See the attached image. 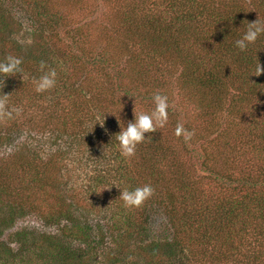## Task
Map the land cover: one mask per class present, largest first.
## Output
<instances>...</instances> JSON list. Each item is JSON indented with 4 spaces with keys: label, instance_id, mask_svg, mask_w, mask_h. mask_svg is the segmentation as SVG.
Returning a JSON list of instances; mask_svg holds the SVG:
<instances>
[{
    "label": "trees",
    "instance_id": "1",
    "mask_svg": "<svg viewBox=\"0 0 264 264\" xmlns=\"http://www.w3.org/2000/svg\"><path fill=\"white\" fill-rule=\"evenodd\" d=\"M116 1L115 17L121 21H117L111 33L113 43L120 44L115 53L121 59L123 52L125 59L127 76L123 72L120 82L125 88L127 106L116 95V90L120 91L119 84L109 80L101 83L95 79L102 69L111 71V66L118 69L117 61L112 59V64L97 65L93 71L89 67L91 64L83 65L86 61L79 56H70L66 60L70 62V68L79 71V75L67 74L65 82L56 79L55 87L49 90L55 96L47 101L49 112H45L40 102H35L42 94L35 91L33 79L43 74L41 62L47 67L53 62L44 55L45 50L34 53L28 44L20 45L11 37L27 28L32 31L33 41L42 40L43 34L45 39L57 36L58 30L68 27L67 22L72 19L71 11L66 10V16L62 12L82 0H63L56 11L38 0H0V61L9 55L17 56L22 60L23 69L22 74L15 76L0 74V99L6 97L8 109L16 110L10 118H0L1 157L4 158L6 148L11 150L8 153L10 158L5 159L6 164L0 169V201H9L4 205L12 214L11 219L4 218L3 224L12 226L15 217L35 213L47 227L57 232L44 233L34 228L16 232V242L0 239V264H33V261L35 264H208L210 258L229 264L230 259L246 253L251 255L253 264H260L264 258V161L246 162L242 168L246 167L248 171L233 176L239 164L222 160L225 163L218 166L222 162L215 155L226 145L235 148L234 136L242 139L239 145L249 144L250 138L259 137L258 152L264 158V72L258 76L256 73L258 61L264 68V35L244 52L235 47V41L241 38L248 22H252L241 14L244 4L241 6L235 0H218V4H224L213 8L211 21L206 19L209 6L186 8L188 2L198 0H170L167 5L176 8L167 11L170 18L166 10L160 9L162 4L159 2L154 3L149 13L137 18L136 1H125L127 4ZM200 1L205 4L207 0ZM256 1L250 0V4ZM262 3L264 0H260L257 6ZM203 11L206 12L204 16ZM17 13L21 14L19 17L24 26L16 21ZM216 32L221 44L212 40ZM217 47L227 54L229 60L224 64L212 58L217 54ZM207 58L212 62L207 63ZM231 63L235 67H230ZM179 64L185 68L179 86L189 83L192 90H203L200 111L208 115L205 111L216 110L226 102L234 109L232 114L240 117L228 127L235 130L231 140L220 136L217 124L213 129L205 127L208 132L201 142L207 146L200 156L205 158L203 163L209 168L211 184L220 192L230 193L228 196L206 195L200 189L199 181L183 176L178 170L183 158L182 149L160 126L154 132L145 133L148 138L136 147V154L127 158L120 154L115 138L120 124L126 126L127 122L134 120V114L153 110L147 102L150 94L161 95L167 90ZM59 73L65 78L66 73ZM72 79H77L79 84L73 83ZM228 85L233 91L221 93V89ZM61 90L65 93L61 94ZM56 93L63 100H57ZM187 98L190 103L192 98ZM28 101H31L29 108L32 112L27 116V109L20 108L26 107ZM184 107L186 114L191 111ZM50 112L53 114L48 116L50 121L46 124L45 118L40 119V113L47 116ZM250 113L253 114L250 119L245 117ZM103 117H109L112 132L104 141L101 131L95 133L98 119ZM167 121L165 126L173 124ZM244 126L248 127L249 133L239 129ZM196 137L193 134L195 142ZM102 149L105 162L116 166V176L108 175V171L106 174L94 170L93 178L88 180L93 184L92 190H86L78 180L68 177L66 167L62 165L70 155L79 164L88 165L95 163L91 157ZM60 155L65 159L59 158ZM133 158L135 164H130ZM136 158L142 159L143 163H136ZM140 167L144 168L142 176L138 174ZM170 178L175 179V190L166 193L157 189L158 180ZM104 184L115 188L119 196L123 190L131 191L145 184L156 189L142 204L145 207L142 214L147 220L141 230L120 231L117 222L110 223L105 216L95 219V211L90 209L91 205L87 207V195L89 191L93 195L103 189ZM42 191L47 193V198L39 207L37 195ZM82 192L86 198L80 196ZM153 212L163 215L160 227L164 225L165 231L157 232L152 227L149 217ZM117 215L113 214V218ZM135 222L134 216L126 220L132 227H136ZM3 230L0 226V231ZM248 240L252 241L251 244ZM75 242L80 245L74 246ZM14 243L20 247H12ZM125 244L127 247L123 246ZM88 246L90 248H86ZM134 246L139 251L138 258L127 253L126 249ZM105 254L108 255L100 262L99 256Z\"/></svg>",
    "mask_w": 264,
    "mask_h": 264
},
{
    "label": "rangeland",
    "instance_id": "2",
    "mask_svg": "<svg viewBox=\"0 0 264 264\" xmlns=\"http://www.w3.org/2000/svg\"><path fill=\"white\" fill-rule=\"evenodd\" d=\"M22 0H18V2H21ZM26 1V0H25ZM127 2L129 0H120V4ZM136 1L137 4V18H140L143 16L145 13H149L153 9V5L155 2H159L162 5H160L161 10H166L165 12L167 13L170 12V10H176L174 7L171 9L172 4L167 3L170 0H167V2H162L158 0H134ZM185 1V0H183ZM226 2H229L230 0H224ZM238 1V3L242 6L243 5V13H241L246 19L254 22L257 18L261 21H264V4H260L259 6L258 3L260 0H257L256 3L250 4V0H235ZM39 3H45L46 5H49L53 11H56L58 9L59 4L63 3V0H38ZM116 0H82L81 3L79 4H72L69 6V8H66L62 13L63 16H66L68 12L66 10L71 11V20H68L66 28H60L58 30L59 33H56L57 36L49 37L47 36L46 39L44 38V34L42 35V40L40 38H37L35 41L31 40L32 38V31L27 28L26 31L25 29H22L20 33H18L17 36H12L11 40L17 42L20 45H25L28 44L30 47V50H32L34 53H37L41 50H45L44 55L49 58V61H52L53 64H48V67H51L52 69H55L57 76L56 79L61 82L66 81V76L67 74H72L74 75H79V71L76 72V69L70 68L71 64L66 60V58H71L70 56H79L80 59L82 58L84 63L83 65H89V67L94 71V68H96L97 65L100 64H112V59L118 62V69H113L111 66V71L106 70L104 71L102 69V72H99L97 76L95 77L97 82L101 83H108L109 81L116 82L119 84V89L120 91H117V97L122 99V102L124 105L127 104V99H126V94L125 88L123 84L120 82L121 76L124 72V76H127L124 71V64H125V59L123 58V52L121 54V59L120 56L115 53L114 50H117L120 47V44L117 45V42L113 43V34L111 32L114 31L117 21L120 22L121 20L115 17V9H116ZM125 2V4H127ZM131 2V0L129 1ZM139 4V7H138ZM224 4V3H223ZM222 2L218 4V0H207L204 3L202 1L198 0V2L192 3L188 2L187 7L188 9L190 8H200L203 6H209V9L207 11V14L205 11H203V16L206 14V19L211 21V12L213 8H217L220 5H223ZM71 8H74L72 11ZM201 9V8H200ZM144 10V12H143ZM18 15L15 16L16 21L21 24V26H24L25 23H23L20 20V13H17ZM168 14V13H167ZM170 14H168V17L170 18ZM24 28V27H23ZM213 28H211L212 30ZM70 30H74V32H70ZM214 32V31H213ZM27 35H26V34ZM59 35V36H58ZM76 37H75V36ZM216 40V43L221 44V38L219 36V33L216 32L215 36L213 37L212 40ZM28 40V41H27ZM49 42V44L47 43ZM82 46V47H77V45ZM111 44V45H109ZM109 45V46H108ZM217 52L216 55H214L212 58L214 60H219L224 64V62H227L229 60L226 58L227 54H224L221 52L218 47L215 49ZM66 52V53H65ZM110 52V54L108 53ZM233 53L235 51L233 50ZM65 55L67 57H65ZM213 55V53H212ZM112 57V58H111ZM206 62H212V59H206ZM86 63V64H85ZM159 63H163L160 61ZM114 64V63H113ZM170 64H172L170 62ZM106 66V64H105ZM230 67H235L234 63L230 64ZM60 72L66 73L65 78L60 75ZM110 72V75L108 76ZM122 72V73H121ZM185 73V68L179 64L178 70L174 69V74L172 77V80L170 81V84L168 85L167 90H163L161 95L167 97V123H173L171 125L165 126H160L161 128H164L167 132H169V138L173 139L174 143L179 146L180 149H182L183 153V158L181 159L180 165L178 166V170L183 173V176L187 178H191L192 181H199V187L200 189L204 192H206V195L209 196H221V195H229L230 193L228 192H220L219 188L215 186H212L211 181L209 176H211L209 173V168L207 167V163H203L205 158L200 156L201 154H204L202 149L207 148L206 144L204 145L201 143L203 140L206 139V132H208L205 127L207 126L210 129H213L217 126L218 128V133L220 134L223 139L226 137L229 138L230 140L232 139V136L235 135V130H230V124L232 122H236L239 120V116H234L232 114L233 110L226 102H223L224 104H221V107L218 109H211L208 111H205L208 113V115L204 114L202 111L199 110V104H200V99H201V94L203 93L202 89H199L198 92L196 90H192L193 86L191 84H181L179 86V80L182 75ZM81 74V73H80ZM83 75V73H82ZM119 79V80H114ZM72 82L75 84H79L77 79H72ZM109 89L108 87H106ZM227 91H233V89L228 85L224 88L221 89V93ZM62 91V90H61ZM106 91V90H103ZM168 92H170L168 94ZM43 93L45 98H43ZM43 93H37L39 95L42 94L40 98H38L35 102H40L41 109L45 112H49V107L47 105V101L51 99V97H54L55 94L50 92L49 90ZM65 91H62L61 94H64ZM59 94V95H61ZM110 96H114L112 93H110ZM57 95V93H56ZM155 94L151 93L149 96V108L154 109L155 104L152 101L153 97ZM190 96H193L191 99L190 103L187 102V98ZM115 97V96H114ZM33 98V97H32ZM43 98V99H41ZM57 100H63L61 97L57 95L55 97ZM220 99V98H219ZM44 100V101H43ZM32 101V99H31ZM31 101L27 102L26 107H21L20 110H23L24 108L27 109L28 114L27 116L32 112V109L29 108ZM33 102V101H32ZM218 103V101H217ZM51 106V104H50ZM127 106V105H126ZM188 107L191 109L190 112L187 114L185 113V107ZM122 111H124V108H121ZM148 111V113H150ZM43 113H40V119L45 118L44 122L47 124L50 119L48 116L52 115L53 113L50 112L47 116H42ZM186 114V115H185ZM251 115H247L245 117L251 118L253 116L252 113ZM185 117V118H184ZM170 118V119H169ZM101 120V121H100ZM109 117H103L102 119H98V124H100L96 127L95 133L97 130L101 131V138L104 141V138H109L111 135V128L109 125ZM129 121V120H128ZM181 128L182 131L180 134L182 135H177V128ZM242 129L244 132L247 131L249 133L248 127L244 126V128H239ZM37 132H40L39 129H35ZM107 130V133L105 132ZM252 130V128H250ZM98 131V132H99ZM160 133H162V129H159ZM200 132L199 134H195L196 132ZM36 132V133H37ZM192 133L191 136H188V133ZM35 133V134H36ZM217 133V132H216ZM217 133V134H218ZM247 133V134H248ZM34 134V135H35ZM98 134V133H97ZM164 135V133H162ZM193 134L197 136L194 141L193 139ZM234 134V135H233ZM234 140L237 142L236 147L233 148L232 146L226 145V148H221L215 155L216 159H219L221 162L222 160H227L229 163H235L239 164L238 167H235V172L232 174L233 176H240L239 174H243L242 171H248L246 167L242 168L243 164H246V162H252V163H261L264 161V158H261V155L259 154L258 150L259 148V137L256 138H250L251 143L249 144H242L239 145L242 139H239L237 137H233ZM104 147V146H102ZM139 147V145H137ZM84 148V145L82 146V149ZM87 148V147H86ZM85 148V149H86ZM232 148L234 150H232ZM97 150V149H96ZM96 150L94 152H96ZM232 150V151H231ZM10 148H6V151L4 152V158L1 157L2 152L0 153V169L4 167L6 164L5 159H9L10 156H8V153L10 152ZM137 153V150H135ZM135 153V154H136ZM105 152L104 149L99 151L98 153H95L92 155L91 159L95 160V163L93 164H88V165H83L79 164V161H74L71 159V157L74 156H69L68 159L64 162V167H66V171L68 173V177L73 178L78 180L79 184H83L85 186V189L87 190H92L93 184H90L88 180L92 179V174H94V170H98L101 173H106L108 171V175L110 176H116V166L113 164L108 165L107 162L103 159ZM100 157V160H99ZM123 157V156H122ZM61 159H65L62 157V155L59 156ZM97 159L99 161H97ZM142 159L136 158V163L137 162H142ZM81 163V162H80ZM130 164H135L134 158L130 160ZM220 163V162H217ZM225 162L220 163L221 166ZM68 166V167H67ZM246 166V165H244ZM224 167V166H223ZM234 167V166H232ZM228 170H231V168ZM251 168V167H250ZM138 172L139 176L144 175V168L140 167ZM252 174H254L252 172ZM134 176V174H133ZM175 175H173L171 178H173ZM75 177V178H74ZM164 179V180H158L159 183L157 185V189L162 191V192H170L175 190L174 188V181L175 179ZM74 183V182H73ZM213 183V182H212ZM143 182H141L140 185H142ZM214 184V183H213ZM77 185V184H76ZM154 186V185H153ZM154 190H156L153 187ZM98 192V194H97ZM96 193L91 195L90 191L88 193V200H87V207H90L92 211H95V219H100L101 217H107L108 222L113 223L117 222V226L119 227L118 229L121 231H138L141 230L140 227L143 226L145 223L146 217L142 214L145 207L143 205L139 207H125L124 203L121 199L118 198L119 194L116 193L115 188H111L109 185L104 184L103 189L98 190ZM115 194V195H114ZM177 194V193H176ZM81 197H85L86 195L84 192L80 193ZM92 196L94 198H92ZM47 198V193L45 191H42L40 194L37 195V201L36 204H38L39 207L42 206L44 199ZM9 201H0V226L4 228L3 231H0V239L1 240H6L9 242H16L14 235L16 232L22 231V230H33L34 228L38 229L39 232H44V233H50L55 234L57 233L54 228L52 227H47V225L42 221L43 219H40L41 217L35 213H31V215H25V216H20L19 218L15 217V220L12 224V226H7L3 224V220L5 219H11L12 214L11 212L6 209L7 204ZM86 208V207H85ZM36 212V211H35ZM37 213V212H36ZM99 214V215H98ZM113 214H118L116 218H113ZM135 219V225L136 227L128 226L126 223V220L133 218ZM163 220V215H161L160 212H153L151 215V218L149 217L150 223H152V227H155L154 230L157 232H160L162 230H166L165 226L163 225L160 227L161 221ZM111 238H109V242H111ZM30 241H32V236L30 237ZM251 240H248V243L251 244ZM12 247L15 249H18L20 247V244L14 243L11 244ZM80 245L79 242H75L74 246ZM127 247V245H123ZM83 247L85 245L83 244ZM90 248V246L86 247ZM127 253L129 256H134L138 258L139 251H136V248H128L126 249ZM94 255V254H93ZM92 255V256H93ZM108 255L105 254L103 256H99L100 262L103 260V258ZM35 257V256H33ZM210 258V256H208ZM215 259V258H214ZM229 264H253L252 257L251 255L249 256L247 253L241 256H238L236 258L230 259ZM212 262V263H211ZM35 264V262H32ZM208 264H224L226 262L224 261H219L218 259H215L212 261V258L207 260ZM122 264V263H121ZM260 264H264V258H262V261Z\"/></svg>",
    "mask_w": 264,
    "mask_h": 264
},
{
    "label": "clouds",
    "instance_id": "3",
    "mask_svg": "<svg viewBox=\"0 0 264 264\" xmlns=\"http://www.w3.org/2000/svg\"><path fill=\"white\" fill-rule=\"evenodd\" d=\"M261 35H264V21L257 18L254 22H248L247 28L241 38L235 41V47L241 52H244L250 44L256 43ZM21 65V58L9 55L5 57L3 61H0V74L6 77L15 76L18 73L22 74L23 69ZM40 71L43 74L33 79V84L37 93L46 92L56 85L57 73L55 69L48 68L41 62ZM261 72H264V68L261 67L258 61L256 67L257 76L260 75ZM153 102L155 108L150 113L141 112L139 114H134V120L127 122L126 126H121L120 124V131L115 134V138L119 146L120 154L123 157L127 158L133 156L137 145L148 138L145 136V133L154 132L157 126H163L166 123L168 118L167 97L156 94L153 97ZM14 111L16 110L12 109L10 111L8 109L6 97L0 99V118H10ZM103 124L100 125L103 126ZM181 131L182 129L178 127L177 135H180ZM105 132L107 133V130H105ZM191 135L192 133H188V136ZM153 194V187L150 184H145L131 191H121L119 198L123 201L125 207H139L152 197Z\"/></svg>",
    "mask_w": 264,
    "mask_h": 264
}]
</instances>
